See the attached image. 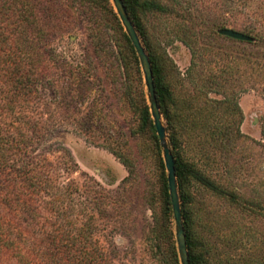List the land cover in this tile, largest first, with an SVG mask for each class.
I'll use <instances>...</instances> for the list:
<instances>
[{"label":"rangeland","instance_id":"1","mask_svg":"<svg viewBox=\"0 0 264 264\" xmlns=\"http://www.w3.org/2000/svg\"><path fill=\"white\" fill-rule=\"evenodd\" d=\"M39 1L46 10L42 14L32 8V17L38 16L46 26L41 34L34 29L29 47L33 58L41 55L49 69L40 97L34 93L25 109L17 107L47 119L45 142L38 144L37 152L49 160L56 156L73 160L75 172L59 170L56 184L73 183L69 203L85 211L79 216L81 222L89 217L98 224L93 238L112 264H174L163 215L162 150L160 157L140 119L143 95L148 104L141 66L140 81L106 0L30 3ZM149 1L167 9L137 10V15L150 52L157 57L165 53L170 59L166 64L161 61V79L175 102L196 97L197 92L202 101L200 85L211 80L210 70L215 71L214 60L208 58L192 75L186 73L191 51L180 40L202 34L203 43L224 55L229 67L226 91L233 93L242 113L243 137L233 147L213 144V121L202 134L201 152L183 132H176L180 160L194 163L235 197L214 193L194 181L183 184L193 254L201 264H264V0ZM110 5L116 14L111 0ZM221 24L225 27L218 29ZM225 28L253 40L207 38ZM64 62L83 73L72 86L75 92H70ZM208 97L222 98L214 93ZM101 189L108 196V213L100 220L94 218L92 208Z\"/></svg>","mask_w":264,"mask_h":264},{"label":"trees","instance_id":"2","mask_svg":"<svg viewBox=\"0 0 264 264\" xmlns=\"http://www.w3.org/2000/svg\"><path fill=\"white\" fill-rule=\"evenodd\" d=\"M44 2L48 3L51 0ZM106 2L126 39L141 81L140 63L136 52L114 13L110 0ZM123 2L151 62L155 93L175 159L189 262L201 264L192 251L183 184L194 181L214 193L231 199L235 197L198 170L194 163L180 160L176 132L178 130L183 132L188 143L199 152L202 150V134L205 133L208 122H215L213 144L233 147L243 137L240 132L241 109L233 93L226 91L225 75L229 67L225 65L224 55L220 53L219 48L212 49L210 44L201 41L204 38L202 34H195L189 40L181 39L180 41L191 51L187 75H192V71L208 58L214 60L215 71L210 70L211 80L200 85L201 90H204L200 93L202 101L197 92L196 97L189 95L177 104L174 94L161 79V61L166 64L170 59L165 53L157 57L150 52L144 42L143 28L137 15V10L162 13L166 12V7L149 0ZM81 4L80 8L84 10ZM32 8L42 14L46 10L40 1L34 5L30 0H5V4L0 3V264H112L105 250L93 238L98 224L90 222L92 218L89 217L81 222L79 216H83L85 211L79 212L69 203L74 195L73 183L66 186L56 184L59 170L69 174L75 172L77 166L69 156H56L54 160H49L45 154L38 153L37 146L45 142L48 132L47 119H44L41 113L37 115L30 111H17V107L20 109L27 107L34 93L40 97V88L49 69L47 64L43 63L41 55L33 58L29 47L34 29L41 34L46 26L39 22L38 16L32 17ZM67 8L71 9L68 5ZM217 27L219 29L225 26L221 24ZM211 36L214 39H228L215 31L207 38ZM230 41L242 42L233 39ZM63 64L62 70L71 86L70 92H75L74 83L83 73L66 62ZM210 93L220 95L222 98H209ZM140 119L142 124L148 126L161 157L159 140L144 95ZM110 152L113 153L111 149ZM161 169L163 215L168 224L166 225L168 246L173 263L179 264L167 173L162 163ZM107 197L103 189L98 192V202L92 208L96 215L94 218L101 220L107 216Z\"/></svg>","mask_w":264,"mask_h":264},{"label":"water","instance_id":"3","mask_svg":"<svg viewBox=\"0 0 264 264\" xmlns=\"http://www.w3.org/2000/svg\"><path fill=\"white\" fill-rule=\"evenodd\" d=\"M111 1L116 11V14L121 22V25L124 28V31L128 36L140 62L144 78V84L146 87L150 114L159 140V145L162 150L164 166L167 172L168 190L172 206L174 235L178 257L180 264H190L181 212V202L177 187L175 159L173 156L172 149L169 145L167 130L163 122V117L155 93L154 77L149 55L142 43L139 33L137 32L134 24L132 23L129 17L123 0ZM218 34L237 41L251 42L253 40L250 36L246 34L227 28L218 30Z\"/></svg>","mask_w":264,"mask_h":264}]
</instances>
